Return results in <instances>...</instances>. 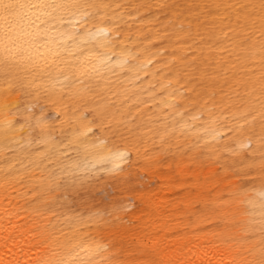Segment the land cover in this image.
Segmentation results:
<instances>
[{"label":"bare ground","instance_id":"bare-ground-1","mask_svg":"<svg viewBox=\"0 0 264 264\" xmlns=\"http://www.w3.org/2000/svg\"><path fill=\"white\" fill-rule=\"evenodd\" d=\"M87 2L95 19L64 14L31 64L0 65V264H58L85 240V261L103 243L110 264H251L264 0Z\"/></svg>","mask_w":264,"mask_h":264},{"label":"snow or ice","instance_id":"snow-or-ice-1","mask_svg":"<svg viewBox=\"0 0 264 264\" xmlns=\"http://www.w3.org/2000/svg\"><path fill=\"white\" fill-rule=\"evenodd\" d=\"M91 7L98 6L88 3L87 0L84 3H81L80 0H35V2L27 0L26 3H21L20 0H0V21L3 22L5 28L3 38L0 39V65L10 67L31 64L39 55L40 41H43L45 45L54 42L50 39V26L54 22L62 21L63 15L68 14L80 16L81 25L88 23L96 16V14L87 11ZM261 8L264 10V3L261 4ZM25 9L27 11L21 15L20 12ZM33 16L35 20H33ZM36 20H42V26L38 30L32 31ZM21 21H26V25L21 24ZM103 31L105 30L99 29V32ZM60 34L63 35V33ZM88 35L94 37L93 33H88ZM112 43L114 44L115 41ZM51 51L49 48L50 53ZM249 116H251L250 112L241 114L240 118L247 122ZM91 131V128H88L85 135ZM129 159L130 157L126 152L119 150L112 152L110 171L115 174L127 171L125 165ZM261 171H264V167L261 168ZM85 243L87 240L71 248L68 252V259L61 260L58 264H110V261L115 259V257H104V253L110 251V246L106 247L103 243H95L94 248L91 249L92 258L87 261L82 260L77 249H83ZM85 250L87 251V249ZM128 264H155V262L145 257L132 256L128 258ZM251 264H264V241H261L258 258L254 259Z\"/></svg>","mask_w":264,"mask_h":264}]
</instances>
